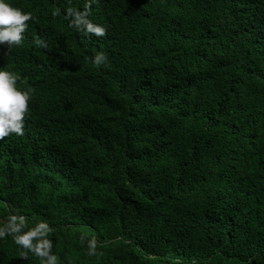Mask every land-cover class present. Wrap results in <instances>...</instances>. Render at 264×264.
Returning a JSON list of instances; mask_svg holds the SVG:
<instances>
[{"label":"trees","instance_id":"obj_1","mask_svg":"<svg viewBox=\"0 0 264 264\" xmlns=\"http://www.w3.org/2000/svg\"><path fill=\"white\" fill-rule=\"evenodd\" d=\"M5 2L34 19L0 70L33 93L0 225L48 223L57 264H264V0H95L102 37L65 19L86 0ZM21 250L0 264H40Z\"/></svg>","mask_w":264,"mask_h":264},{"label":"clouds","instance_id":"obj_2","mask_svg":"<svg viewBox=\"0 0 264 264\" xmlns=\"http://www.w3.org/2000/svg\"><path fill=\"white\" fill-rule=\"evenodd\" d=\"M95 0H86L83 10L68 7L65 19L69 20V26L78 32L91 34L97 37L106 35V28L100 24L93 23L89 19L91 3ZM59 15V10L53 12ZM30 12H24L18 7H13L0 0V44L8 46V53L13 46H20L24 41V33L28 29V22L33 20ZM37 47L47 48V43L39 36L34 37ZM6 53V54H8ZM107 57L103 52H98L92 62L98 67L106 63ZM20 76L17 73L0 70V139L15 134L24 135L25 117L29 111V101L32 98L33 89L27 87L20 89L17 81ZM25 83H27L25 81ZM23 215H9L6 221L0 225V238L11 236L14 243L22 249L19 253L20 259H28L29 253L39 258L40 264H57V256L52 252L53 243L49 239V233L53 229L44 221L37 222L34 227L29 228ZM84 237H81V242ZM89 256H100L97 252V241L95 237L87 243Z\"/></svg>","mask_w":264,"mask_h":264}]
</instances>
